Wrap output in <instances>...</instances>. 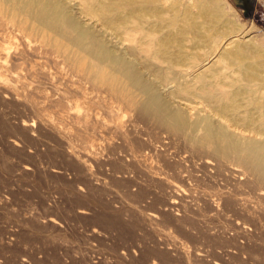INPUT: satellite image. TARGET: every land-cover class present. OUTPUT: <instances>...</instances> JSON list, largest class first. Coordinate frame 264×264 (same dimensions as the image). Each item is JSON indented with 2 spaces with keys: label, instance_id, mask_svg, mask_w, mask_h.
<instances>
[{
  "label": "rangeland",
  "instance_id": "obj_1",
  "mask_svg": "<svg viewBox=\"0 0 264 264\" xmlns=\"http://www.w3.org/2000/svg\"><path fill=\"white\" fill-rule=\"evenodd\" d=\"M221 4L212 58L242 49L263 70L264 0ZM6 32L0 26V264H264L262 181L144 117L137 135L131 119L119 127L79 65L29 53L15 31L11 51ZM192 104L172 102L210 110Z\"/></svg>",
  "mask_w": 264,
  "mask_h": 264
},
{
  "label": "bare ground",
  "instance_id": "obj_2",
  "mask_svg": "<svg viewBox=\"0 0 264 264\" xmlns=\"http://www.w3.org/2000/svg\"><path fill=\"white\" fill-rule=\"evenodd\" d=\"M202 15L213 20L205 19L209 31ZM224 17L221 0H195L191 6L184 0H0L8 49L17 46L15 31L29 53L61 58L72 69L79 65L119 127L131 119L137 135V119L144 117L264 183V68L259 70V56L246 57L242 49L225 48L213 59ZM125 44L130 47L120 54ZM178 98L191 105L198 100L210 110L193 114L190 106L188 113L172 105ZM28 122L22 126L32 131L35 124ZM96 156L91 158L97 163Z\"/></svg>",
  "mask_w": 264,
  "mask_h": 264
},
{
  "label": "crops",
  "instance_id": "obj_3",
  "mask_svg": "<svg viewBox=\"0 0 264 264\" xmlns=\"http://www.w3.org/2000/svg\"><path fill=\"white\" fill-rule=\"evenodd\" d=\"M238 4H240V6L242 7H251L252 4H251V1L253 0H236ZM257 1V0H256ZM257 5H255L256 7ZM253 7V6H252Z\"/></svg>",
  "mask_w": 264,
  "mask_h": 264
}]
</instances>
